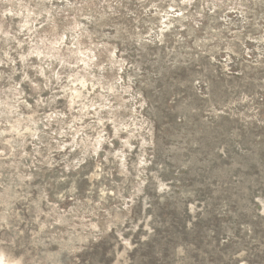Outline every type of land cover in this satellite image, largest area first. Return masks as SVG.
Returning a JSON list of instances; mask_svg holds the SVG:
<instances>
[{
    "label": "rangeland",
    "instance_id": "rangeland-1",
    "mask_svg": "<svg viewBox=\"0 0 264 264\" xmlns=\"http://www.w3.org/2000/svg\"><path fill=\"white\" fill-rule=\"evenodd\" d=\"M0 264H264V0H0Z\"/></svg>",
    "mask_w": 264,
    "mask_h": 264
},
{
    "label": "trees",
    "instance_id": "trees-1",
    "mask_svg": "<svg viewBox=\"0 0 264 264\" xmlns=\"http://www.w3.org/2000/svg\"><path fill=\"white\" fill-rule=\"evenodd\" d=\"M172 234H176V232H172L171 235H172Z\"/></svg>",
    "mask_w": 264,
    "mask_h": 264
}]
</instances>
